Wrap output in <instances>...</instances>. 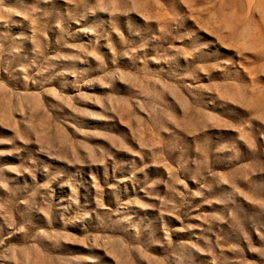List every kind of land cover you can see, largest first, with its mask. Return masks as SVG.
Masks as SVG:
<instances>
[{
	"label": "rangeland",
	"instance_id": "374dc122",
	"mask_svg": "<svg viewBox=\"0 0 264 264\" xmlns=\"http://www.w3.org/2000/svg\"><path fill=\"white\" fill-rule=\"evenodd\" d=\"M0 264H264V0H0Z\"/></svg>",
	"mask_w": 264,
	"mask_h": 264
}]
</instances>
